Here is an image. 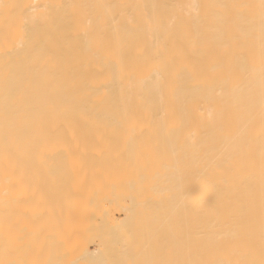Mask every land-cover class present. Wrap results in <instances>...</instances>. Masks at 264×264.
Returning <instances> with one entry per match:
<instances>
[{"label":"bare ground","instance_id":"6f19581e","mask_svg":"<svg viewBox=\"0 0 264 264\" xmlns=\"http://www.w3.org/2000/svg\"><path fill=\"white\" fill-rule=\"evenodd\" d=\"M0 264H264V0H0Z\"/></svg>","mask_w":264,"mask_h":264}]
</instances>
